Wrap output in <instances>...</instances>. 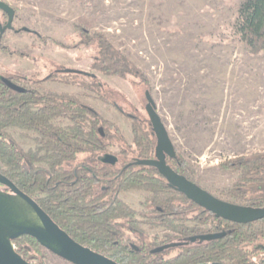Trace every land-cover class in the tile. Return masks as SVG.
I'll use <instances>...</instances> for the list:
<instances>
[{
    "label": "trees",
    "instance_id": "obj_1",
    "mask_svg": "<svg viewBox=\"0 0 264 264\" xmlns=\"http://www.w3.org/2000/svg\"><path fill=\"white\" fill-rule=\"evenodd\" d=\"M90 26L84 18L73 26L76 43L94 50L90 71L60 68L43 77L38 72L0 75V174L33 198L75 242L117 264H264V219L234 223L205 211L169 187L154 167L135 164L155 158L156 138L149 119L128 115L132 139L126 143L116 125L79 99L93 95L108 102L104 84L93 71L148 84L144 73ZM233 34L249 55H264V0H240ZM0 49L30 58L17 49ZM1 77L23 87V92L8 88ZM46 82L82 91L56 93L45 89ZM7 129L21 130L24 138L33 141V150L22 151ZM101 156H111L115 162ZM165 161L197 184L194 172L176 151ZM219 167L237 174L230 188L214 191L219 199L264 209V152L237 156ZM127 191L145 193L140 212L120 199ZM146 230L161 231V236H150ZM204 235L218 237L201 240ZM175 241L196 243L179 247L171 256L158 252ZM13 245L27 262L43 264L46 250L34 238L22 236Z\"/></svg>",
    "mask_w": 264,
    "mask_h": 264
},
{
    "label": "rangeland",
    "instance_id": "obj_2",
    "mask_svg": "<svg viewBox=\"0 0 264 264\" xmlns=\"http://www.w3.org/2000/svg\"><path fill=\"white\" fill-rule=\"evenodd\" d=\"M1 1L15 14L12 28L1 34L0 46L30 58L0 49V75L38 72L43 77L60 68L90 71L94 50L76 43L73 27L84 18L92 32L103 34L148 80L145 85L138 78L93 71L104 84L108 102L79 96L116 125L126 143L132 139L128 115L148 119L144 109L148 91L175 151L194 172L198 186L212 195L217 197L216 189L230 188L237 177L222 170L221 162L264 152V55H249L235 39L233 23L240 0ZM6 20L0 11L1 27ZM44 87L56 93L82 91L53 82ZM6 131L22 151L33 150V141L21 130ZM119 197L135 211L142 210L145 193L127 191ZM146 232L161 236V231ZM194 243L175 241L158 252L171 256ZM43 264L71 263L46 251Z\"/></svg>",
    "mask_w": 264,
    "mask_h": 264
},
{
    "label": "water",
    "instance_id": "obj_3",
    "mask_svg": "<svg viewBox=\"0 0 264 264\" xmlns=\"http://www.w3.org/2000/svg\"><path fill=\"white\" fill-rule=\"evenodd\" d=\"M0 11L6 15V23L0 26V37L4 30L12 28L15 11L0 0ZM2 82L15 92H23V87L1 77ZM144 106L156 138V154L153 159L135 161L137 165L154 167L166 180L169 187L181 192L187 199L216 217L234 223H251L264 219V209L253 210L247 206L219 199L204 190L183 175L175 172L166 164L165 156L173 158L175 148L167 130L155 110V104L148 91L145 92ZM100 133L102 131L100 129ZM104 161L115 162L111 156ZM0 264H31L18 255L13 241L22 236L34 238L46 251L71 264H117L105 255L75 242L66 232L39 207L33 198L20 191L10 180L0 174ZM217 235L200 236L201 240H210Z\"/></svg>",
    "mask_w": 264,
    "mask_h": 264
},
{
    "label": "flooded vegetation",
    "instance_id": "obj_4",
    "mask_svg": "<svg viewBox=\"0 0 264 264\" xmlns=\"http://www.w3.org/2000/svg\"><path fill=\"white\" fill-rule=\"evenodd\" d=\"M100 158H101V159H105V156H101ZM261 220H262V219H261ZM255 222H256V221H255Z\"/></svg>",
    "mask_w": 264,
    "mask_h": 264
},
{
    "label": "built area",
    "instance_id": "obj_5",
    "mask_svg": "<svg viewBox=\"0 0 264 264\" xmlns=\"http://www.w3.org/2000/svg\"><path fill=\"white\" fill-rule=\"evenodd\" d=\"M15 248V247H14Z\"/></svg>",
    "mask_w": 264,
    "mask_h": 264
}]
</instances>
